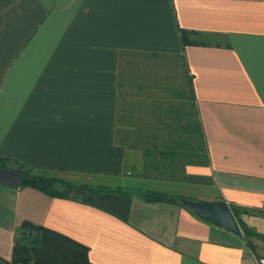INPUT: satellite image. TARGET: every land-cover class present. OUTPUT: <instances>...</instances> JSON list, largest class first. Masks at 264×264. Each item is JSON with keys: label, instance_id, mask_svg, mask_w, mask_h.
<instances>
[{"label": "crops", "instance_id": "1", "mask_svg": "<svg viewBox=\"0 0 264 264\" xmlns=\"http://www.w3.org/2000/svg\"><path fill=\"white\" fill-rule=\"evenodd\" d=\"M181 29L223 36L184 46ZM130 57L158 59L136 87L149 91L144 124L159 143L143 146L123 124ZM201 128L207 163L184 165L175 179L146 171L142 148L172 144L179 132L194 147ZM0 158L74 185L54 197L0 183L4 260L27 220L88 247L92 264H256L264 255V0H0ZM147 190L224 200L258 236L248 244L241 230L136 194Z\"/></svg>", "mask_w": 264, "mask_h": 264}, {"label": "trees", "instance_id": "2", "mask_svg": "<svg viewBox=\"0 0 264 264\" xmlns=\"http://www.w3.org/2000/svg\"><path fill=\"white\" fill-rule=\"evenodd\" d=\"M182 43L186 45H210L209 39H220L223 35L217 33H198L185 29L180 30ZM205 37V38H204ZM206 39V40H205ZM208 39V40H207ZM125 112V110H124ZM126 114L118 113V122H121ZM122 134V138L128 140L129 130L118 129ZM196 133V131H195ZM172 135L169 136L172 144H164L158 146H147L142 148L144 153V168L153 170L160 175L175 179L181 178L184 173V165L191 162L207 163L206 147L202 128L200 129L199 144L186 146L182 144L180 139ZM194 158V160H190ZM6 159L0 158V168H7ZM15 168L21 170V179L19 186H30L36 188L49 196L67 197L74 188V185L52 177L33 174L22 164L15 163ZM58 185L61 187L59 188ZM79 188L91 194H100L104 192H114L119 194H130L120 187L108 186H88L80 185ZM142 199L146 201H167L180 205L177 201L170 200L168 197H178L166 193L156 191H137ZM181 206V205H180ZM184 207V206H182ZM196 215L192 210L184 207ZM230 210L234 215L240 230L248 244H251L250 238L258 236L254 233L239 217L240 211L234 206H230ZM197 216V215H196ZM198 217V216H197ZM200 218V217H199ZM264 238V237H258ZM0 264H92L88 259V247L82 245L69 237H66L56 231L46 227L36 225L30 221L24 220L18 226L14 243L12 246V256L9 261L0 258Z\"/></svg>", "mask_w": 264, "mask_h": 264}, {"label": "rangeland", "instance_id": "3", "mask_svg": "<svg viewBox=\"0 0 264 264\" xmlns=\"http://www.w3.org/2000/svg\"><path fill=\"white\" fill-rule=\"evenodd\" d=\"M158 62L157 58H138L130 57L124 64L122 73H123V85H122V94H123V105L126 111H129V116L123 121L124 125L130 127L132 130L136 131L135 137L140 136L143 142V146L146 144H151L153 141L159 143L160 136L159 133H155V130L151 128H145V116H144V105L146 104V92L143 89L136 87V81L138 78L143 79L147 71H151L152 66ZM138 63L142 65L138 66ZM146 65H143V64ZM155 68V67H154ZM155 70V69H153ZM160 147V146H158Z\"/></svg>", "mask_w": 264, "mask_h": 264}, {"label": "water", "instance_id": "4", "mask_svg": "<svg viewBox=\"0 0 264 264\" xmlns=\"http://www.w3.org/2000/svg\"><path fill=\"white\" fill-rule=\"evenodd\" d=\"M21 170L19 168H0V183L16 188L20 184ZM181 206L192 210L201 219L217 227L226 229L234 235H241L240 227L224 200H196L186 197H168Z\"/></svg>", "mask_w": 264, "mask_h": 264}, {"label": "built area", "instance_id": "5", "mask_svg": "<svg viewBox=\"0 0 264 264\" xmlns=\"http://www.w3.org/2000/svg\"><path fill=\"white\" fill-rule=\"evenodd\" d=\"M255 263L256 264H264V255H260L255 258Z\"/></svg>", "mask_w": 264, "mask_h": 264}]
</instances>
